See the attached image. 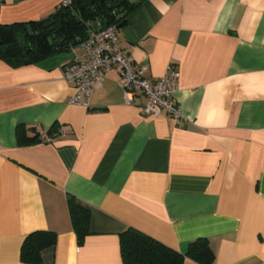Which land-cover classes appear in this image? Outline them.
<instances>
[{
	"label": "crops",
	"instance_id": "0c3cea01",
	"mask_svg": "<svg viewBox=\"0 0 264 264\" xmlns=\"http://www.w3.org/2000/svg\"><path fill=\"white\" fill-rule=\"evenodd\" d=\"M62 1L3 0L0 24ZM119 44L151 79L178 69V121L147 114L140 93L128 104L116 69L88 107L69 104L72 50L0 59V264H29L21 246L36 230L57 233L56 264H124L130 227L182 252L206 237L214 264H264V0H144ZM20 127L40 141L20 144ZM70 195L91 211L82 245Z\"/></svg>",
	"mask_w": 264,
	"mask_h": 264
},
{
	"label": "trees",
	"instance_id": "16d2710c",
	"mask_svg": "<svg viewBox=\"0 0 264 264\" xmlns=\"http://www.w3.org/2000/svg\"><path fill=\"white\" fill-rule=\"evenodd\" d=\"M143 1L72 0L70 5L61 4L44 19L0 24V59L17 67L72 50L89 37L92 22L101 27L116 25L120 28ZM49 134H52L51 129ZM17 137L20 144L40 141L39 135L26 136L21 127ZM68 207L78 243L82 245L90 234L91 211L72 195L68 198ZM57 240V233L51 230L31 232L22 243L21 261L46 264L47 255H51L50 264H56ZM120 248L124 264H184L187 259L199 264H214L216 259L206 237L190 242L187 251L182 252L133 227L120 234Z\"/></svg>",
	"mask_w": 264,
	"mask_h": 264
},
{
	"label": "built area",
	"instance_id": "2783aa9c",
	"mask_svg": "<svg viewBox=\"0 0 264 264\" xmlns=\"http://www.w3.org/2000/svg\"><path fill=\"white\" fill-rule=\"evenodd\" d=\"M2 2L0 0V4ZM71 3L72 0L62 1L64 5ZM119 29L116 25H99L97 31L92 30L85 41L72 49L73 58L64 66V78L75 88V92L67 102L88 107L94 90L104 81L107 72L116 69L128 104H132L140 93L145 98L142 109L147 114L167 115L178 121L182 116L175 98L180 75L178 69L170 65L163 76L155 79L147 77L146 67L136 63L133 55L120 47ZM41 138L51 139L47 132Z\"/></svg>",
	"mask_w": 264,
	"mask_h": 264
},
{
	"label": "water",
	"instance_id": "95a60500",
	"mask_svg": "<svg viewBox=\"0 0 264 264\" xmlns=\"http://www.w3.org/2000/svg\"><path fill=\"white\" fill-rule=\"evenodd\" d=\"M91 26L94 31H97L99 29V24L96 23L95 21L91 23ZM29 29L31 28L29 27Z\"/></svg>",
	"mask_w": 264,
	"mask_h": 264
}]
</instances>
